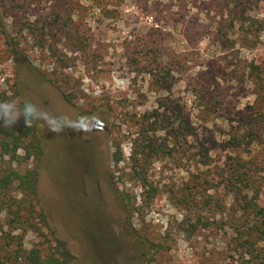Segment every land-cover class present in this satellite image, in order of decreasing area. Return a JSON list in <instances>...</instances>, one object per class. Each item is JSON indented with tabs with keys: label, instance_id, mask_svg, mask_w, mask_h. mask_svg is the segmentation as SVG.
Returning a JSON list of instances; mask_svg holds the SVG:
<instances>
[{
	"label": "rangeland",
	"instance_id": "1",
	"mask_svg": "<svg viewBox=\"0 0 264 264\" xmlns=\"http://www.w3.org/2000/svg\"><path fill=\"white\" fill-rule=\"evenodd\" d=\"M6 101L47 117L0 120V139L23 133L13 157L0 148V175L37 168L36 207L69 264L248 259L235 229L246 205L229 178L234 169L252 174V201L264 206V0H0ZM77 109L92 110L83 129ZM86 133L105 157L102 205L78 195L82 168L67 155ZM232 134L247 138L235 146ZM147 141L157 149L140 154ZM6 191L22 196L16 182ZM11 217L2 205L0 241L16 235L26 250L52 251L51 235Z\"/></svg>",
	"mask_w": 264,
	"mask_h": 264
},
{
	"label": "trees",
	"instance_id": "2",
	"mask_svg": "<svg viewBox=\"0 0 264 264\" xmlns=\"http://www.w3.org/2000/svg\"><path fill=\"white\" fill-rule=\"evenodd\" d=\"M64 97L70 102L67 96ZM3 131L0 128V133ZM14 129L8 130L6 137H10V141H6L4 137L0 139V148L5 150L2 156L8 155L13 157L15 154H8L10 151L15 153L19 148L20 139L23 135L21 129L16 134ZM35 137V134H32ZM246 135L232 134L231 142L235 146L241 145L246 140ZM11 148L8 149V147ZM157 146L152 141H147L142 145L140 154H151ZM135 152V149H134ZM133 153H131V157ZM31 154H26L30 157ZM122 159V154H112L111 160L113 163H118ZM132 159V158H131ZM139 160V159H137ZM135 171V170H134ZM142 171V168L141 170ZM140 173V172H139ZM143 173V172H141ZM229 184L232 186L240 183V186L235 190L234 197L238 203L244 206L237 217L235 229L240 239V245L245 253L248 254V259L241 264H264V248L257 245L258 241L264 238V206H258L252 199L258 197L259 189L256 187L253 176L246 170L234 169ZM37 180L38 170L36 167L26 168L23 171H18L14 168H9L0 175V207L5 205L8 214L12 215L13 222L28 225L33 232L39 233L42 236L51 235L55 240L52 246V251L43 256L42 249L38 245L32 246L29 250L22 247V241L19 236H9L8 240L0 241V264H69L63 256L58 239L55 237L54 230L50 227L45 213L41 209H37ZM16 182V185L22 194L20 197H6V188ZM144 185V184H143ZM242 192H250L251 197L248 199L242 198ZM239 194V195H238ZM14 208V209H13ZM21 228V227H20ZM46 231V234H44ZM46 239V238H45ZM48 240V239H46ZM15 247H10L11 243ZM242 251L241 258L245 259V254Z\"/></svg>",
	"mask_w": 264,
	"mask_h": 264
},
{
	"label": "flooded vegetation",
	"instance_id": "3",
	"mask_svg": "<svg viewBox=\"0 0 264 264\" xmlns=\"http://www.w3.org/2000/svg\"><path fill=\"white\" fill-rule=\"evenodd\" d=\"M64 100L68 103V105H70V107H73L72 104H70V102H68L66 100V98L64 97ZM92 110L91 111H82L77 109L76 111V115L77 118L79 119L78 124H75V129H83L84 125H80V123H84L83 121L86 122L87 118L91 115ZM66 133L68 134V132L66 131ZM66 138L68 139V135H66ZM100 145L98 143L97 140H93L90 137L89 133H86L84 135V139L82 141H80L75 147H71V154H75V157L72 156L71 154H69L67 152V155L70 159L74 160V158L76 159L77 163L81 166V174L79 176L78 183H79V188H78V195L82 198V197H88L89 195H92L94 200L98 203L100 201L101 205H102V201L100 200L101 197L103 196L104 199L106 198L104 193H103V188L101 186V182H100V177L104 172V160L105 157L103 156V154L101 153L100 149H99ZM90 149L93 157L90 159H85L83 154L85 152V149ZM91 180V182L94 185V193L91 194L88 190V183H86L87 180ZM101 196V197H100ZM93 200V202H94ZM98 200V201H97ZM95 202V203H96ZM104 204V203H103ZM117 206L119 207V209H122V205L119 201H117ZM111 205H104V207H100L99 209H101L102 213H108L109 209L111 208Z\"/></svg>",
	"mask_w": 264,
	"mask_h": 264
},
{
	"label": "clouds",
	"instance_id": "4",
	"mask_svg": "<svg viewBox=\"0 0 264 264\" xmlns=\"http://www.w3.org/2000/svg\"><path fill=\"white\" fill-rule=\"evenodd\" d=\"M23 115L25 123L30 124L32 120L38 118L47 119V117L39 112L31 103H25L23 109H19L15 101L0 102V120L5 126H11Z\"/></svg>",
	"mask_w": 264,
	"mask_h": 264
}]
</instances>
